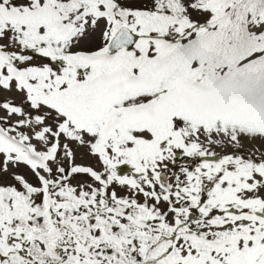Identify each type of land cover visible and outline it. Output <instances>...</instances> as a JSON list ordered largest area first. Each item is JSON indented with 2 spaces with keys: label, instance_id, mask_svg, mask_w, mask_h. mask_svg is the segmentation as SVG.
Returning a JSON list of instances; mask_svg holds the SVG:
<instances>
[{
  "label": "snow or ice",
  "instance_id": "obj_1",
  "mask_svg": "<svg viewBox=\"0 0 264 264\" xmlns=\"http://www.w3.org/2000/svg\"><path fill=\"white\" fill-rule=\"evenodd\" d=\"M0 264H264V0H0Z\"/></svg>",
  "mask_w": 264,
  "mask_h": 264
}]
</instances>
